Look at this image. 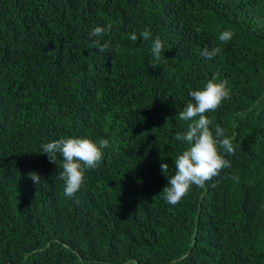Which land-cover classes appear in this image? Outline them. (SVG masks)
<instances>
[{
	"label": "trees",
	"instance_id": "1",
	"mask_svg": "<svg viewBox=\"0 0 264 264\" xmlns=\"http://www.w3.org/2000/svg\"><path fill=\"white\" fill-rule=\"evenodd\" d=\"M213 77L231 166L172 205L179 113ZM69 137L109 141L71 197L40 153ZM0 264H264V0H0Z\"/></svg>",
	"mask_w": 264,
	"mask_h": 264
},
{
	"label": "clouds",
	"instance_id": "2",
	"mask_svg": "<svg viewBox=\"0 0 264 264\" xmlns=\"http://www.w3.org/2000/svg\"><path fill=\"white\" fill-rule=\"evenodd\" d=\"M111 25L107 26V31H111ZM106 29L96 26L91 31L93 37L102 36ZM141 36L148 40L151 38V32L145 30ZM233 33L225 30L220 33L218 39L222 42L231 40ZM130 39L135 41L137 36L131 34ZM96 46L101 53L111 50L110 41L100 43L96 41ZM163 42L160 37H156L152 43V55L154 62L153 68L159 66ZM220 52L219 47L211 50L205 48L201 56L209 59L215 57ZM227 81H218L215 77L208 80L202 89L193 90L190 96L194 102H189L183 111L179 113L181 121H191L187 125L184 133H177L175 139L181 142H187L188 147L182 151L175 159V174L167 175L169 170L168 163L160 165L162 173L169 176L168 184L163 189L165 199L169 204H177L184 197L192 185L204 187L205 182L214 176H218L222 169L230 167L229 161L221 155L218 145L228 154H234L235 149L232 139L225 136V130L219 126L215 129L210 127L211 121L205 115L206 112L216 110L221 102L229 97V91L226 87ZM198 117V119H196ZM109 146V141L103 139L99 145L91 138L87 137H69L57 139L42 146V152L46 153L50 162L57 163V154L63 157L62 164L59 165V178L65 183L64 195L73 196L81 187L84 181L85 168L94 169L98 167L102 160V149ZM163 158V156H162ZM29 177L35 184L41 183V176L36 172L29 173Z\"/></svg>",
	"mask_w": 264,
	"mask_h": 264
}]
</instances>
